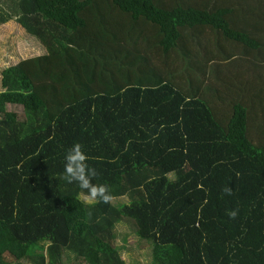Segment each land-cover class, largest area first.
I'll return each instance as SVG.
<instances>
[{
  "label": "trees",
  "instance_id": "obj_1",
  "mask_svg": "<svg viewBox=\"0 0 264 264\" xmlns=\"http://www.w3.org/2000/svg\"><path fill=\"white\" fill-rule=\"evenodd\" d=\"M11 19L45 54L1 72L0 264H126L120 224L149 264H264V0H8ZM75 143L109 203L63 178Z\"/></svg>",
  "mask_w": 264,
  "mask_h": 264
},
{
  "label": "rangeland",
  "instance_id": "obj_2",
  "mask_svg": "<svg viewBox=\"0 0 264 264\" xmlns=\"http://www.w3.org/2000/svg\"><path fill=\"white\" fill-rule=\"evenodd\" d=\"M8 0H0L1 8H7ZM45 54V49L40 42L28 34L26 30L20 26L15 20L11 19L0 24V91L1 88V72L17 64L19 61ZM178 75V74H177ZM175 75L176 77H178ZM8 109L12 107L8 106ZM15 110L21 114L20 109ZM126 202V198L115 199L116 201ZM131 224L117 225L116 231L119 234L117 244L122 247V258L126 264H149L150 258L147 251L139 246V240L134 234ZM7 264H13L12 257H5ZM66 264H79L75 257L70 256Z\"/></svg>",
  "mask_w": 264,
  "mask_h": 264
},
{
  "label": "clouds",
  "instance_id": "obj_3",
  "mask_svg": "<svg viewBox=\"0 0 264 264\" xmlns=\"http://www.w3.org/2000/svg\"><path fill=\"white\" fill-rule=\"evenodd\" d=\"M87 156L82 150V145L75 143L67 151L64 158L63 178L68 183L75 182L81 189L80 198L86 204L97 202L109 203L112 197L106 185L93 184L92 180L98 175L95 168L89 167L87 164ZM227 195L232 194L231 188L223 189ZM230 219H235L238 210H231L227 213Z\"/></svg>",
  "mask_w": 264,
  "mask_h": 264
}]
</instances>
